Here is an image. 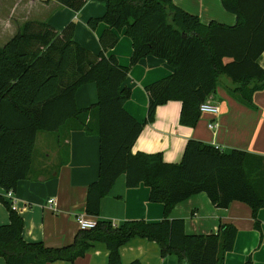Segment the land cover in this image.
<instances>
[{
  "label": "trees",
  "instance_id": "1",
  "mask_svg": "<svg viewBox=\"0 0 264 264\" xmlns=\"http://www.w3.org/2000/svg\"><path fill=\"white\" fill-rule=\"evenodd\" d=\"M43 1L75 12L89 1L102 3L105 15L90 20L89 27L96 30L103 23L108 29L98 55L75 41V23L58 32L47 22L30 21L0 48V187L17 191L19 182L30 176L38 133L66 127L100 138V175L88 187L87 216H100L101 201L125 175L128 188H149L150 202L164 205L165 217L159 223L132 221L120 227L98 221L94 229L80 231L73 244L49 248L23 239V218L3 201L10 222L0 226V258L6 264L74 262L93 243H103L109 264H123L120 249L138 237L157 243L161 256H175L178 264H225L237 240L233 225H222L215 234L188 235L185 220L171 219V213L204 193L219 209L234 202L248 205L258 228V214L264 209V157L237 149L226 153L197 140L187 143L177 164L166 163L162 154H133L145 124L126 111L132 92L123 85L133 66L155 57L174 72L146 88L147 123L154 121L158 107L177 101L182 104L181 124L196 127L200 107L216 93L221 77L232 81L230 93L239 102L255 109L254 94L264 91V68L258 63L264 53V0H222L225 10L237 16L233 28L204 25L172 0ZM122 32L133 43L130 68L107 55ZM89 83L97 86L98 102L79 109L77 90Z\"/></svg>",
  "mask_w": 264,
  "mask_h": 264
},
{
  "label": "crops",
  "instance_id": "2",
  "mask_svg": "<svg viewBox=\"0 0 264 264\" xmlns=\"http://www.w3.org/2000/svg\"><path fill=\"white\" fill-rule=\"evenodd\" d=\"M194 15L204 25L217 23L226 27L237 25V16L225 10L222 0H172ZM104 4L89 1L79 12L61 4L43 0H0V48L5 47L30 21L47 22L61 32L70 23L76 24L75 41L98 55L102 51L100 39L108 29L106 24L96 30L89 27L92 19L102 18ZM119 42L107 55L115 56L122 67L130 68L133 55L132 40L124 32ZM264 68V53L258 60ZM174 69L164 60L147 57L129 71L123 85L132 92L125 104L126 111L138 122L145 124L138 137L133 154H162L166 163L182 161L190 140L220 148L226 153L242 150L264 157V91L254 94L255 109L239 102L230 92L234 87L227 77H221L216 93L207 102L219 108V114H201L196 127L180 122L182 104L172 101L156 110L155 119L147 123L149 98L146 88L171 76ZM98 102L94 83L81 86L76 93V105L86 109ZM215 124L214 129L209 125ZM100 138L84 131L70 132L66 127L59 132H40L35 141L30 176L19 182L13 192L14 202L0 187V226L10 222L7 206L13 205L24 220L23 239L29 243H43L49 248L73 244L80 233L77 217L85 214L88 187L99 180ZM150 190L144 185L128 188L122 175L112 191L101 201L97 222L120 227L126 222L159 223L164 220L165 207L150 202ZM54 204L50 205L49 201ZM171 219H184L188 235L215 234L222 225H233L237 231L234 250L226 256L225 264H264V209L259 211V227L255 226L252 209L240 202L227 209L215 207L204 193L178 204ZM123 264L138 261L141 264H178L175 256L163 258L157 243L134 238L120 249ZM0 264H6L0 258ZM51 264H109V251L103 243H93L82 258L74 262L59 261Z\"/></svg>",
  "mask_w": 264,
  "mask_h": 264
},
{
  "label": "built area",
  "instance_id": "3",
  "mask_svg": "<svg viewBox=\"0 0 264 264\" xmlns=\"http://www.w3.org/2000/svg\"><path fill=\"white\" fill-rule=\"evenodd\" d=\"M200 112L202 114H213V115H218L219 114V108L218 106L212 104V103H209V102H205L201 105L200 107ZM216 126L214 123H211L209 125V128L210 129H214ZM7 197L12 200L14 202V198H13V192H8L7 193ZM49 204L50 205H53L54 204V201L53 200H50L49 201ZM13 206V205H12ZM14 207V206H13ZM15 208V207H14ZM16 209V208H15ZM77 220H78V224H79V227H80V230L81 231H88V230H92L94 229L96 226H97V221L94 220V219H90L88 218L86 215H80L77 217Z\"/></svg>",
  "mask_w": 264,
  "mask_h": 264
}]
</instances>
